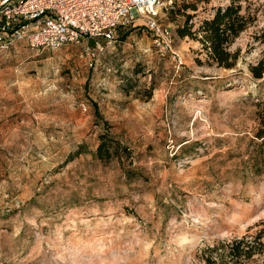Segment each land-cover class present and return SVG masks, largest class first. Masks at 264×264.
Masks as SVG:
<instances>
[{
  "label": "rangeland",
  "instance_id": "rangeland-1",
  "mask_svg": "<svg viewBox=\"0 0 264 264\" xmlns=\"http://www.w3.org/2000/svg\"><path fill=\"white\" fill-rule=\"evenodd\" d=\"M173 1L192 2L160 0L163 35L121 28L91 66L92 40L0 52V264H233L242 239L236 264H264V0L230 69L176 35ZM101 134L127 151L100 162Z\"/></svg>",
  "mask_w": 264,
  "mask_h": 264
},
{
  "label": "built area",
  "instance_id": "built-area-1",
  "mask_svg": "<svg viewBox=\"0 0 264 264\" xmlns=\"http://www.w3.org/2000/svg\"><path fill=\"white\" fill-rule=\"evenodd\" d=\"M160 0H2L0 2V52L17 43L30 49H59L92 40L83 46L89 66L116 42L119 29L139 21L156 36Z\"/></svg>",
  "mask_w": 264,
  "mask_h": 264
},
{
  "label": "trees",
  "instance_id": "trees-1",
  "mask_svg": "<svg viewBox=\"0 0 264 264\" xmlns=\"http://www.w3.org/2000/svg\"><path fill=\"white\" fill-rule=\"evenodd\" d=\"M210 0L173 1L167 13L172 21L181 19L175 33L179 38H188L199 44L198 54L205 55L208 64L217 67L230 69L238 58V51L229 52L230 46L256 21V9L252 7L253 0H228L224 6H217L212 9V14L194 24L192 20L196 17L198 4H209ZM200 64V60H196ZM255 79L262 78L264 73V55L259 62L249 68ZM95 115L98 114L97 106L91 102ZM260 105V104H259ZM261 127L256 131L255 152L253 160L255 171L264 173V113L261 114ZM127 149L117 142H112L105 134L99 136V143L95 151L96 158L107 163L114 157L119 158L120 152ZM252 244L242 239L228 246V253L231 259H236L240 263L241 257L248 259L252 255ZM234 262L233 264H236Z\"/></svg>",
  "mask_w": 264,
  "mask_h": 264
}]
</instances>
